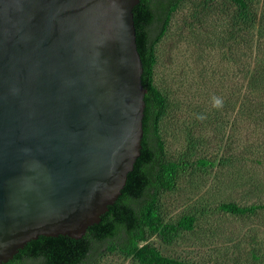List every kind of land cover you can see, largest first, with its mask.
Segmentation results:
<instances>
[{
    "label": "water",
    "instance_id": "obj_1",
    "mask_svg": "<svg viewBox=\"0 0 264 264\" xmlns=\"http://www.w3.org/2000/svg\"><path fill=\"white\" fill-rule=\"evenodd\" d=\"M139 0H0V264L80 239L140 155Z\"/></svg>",
    "mask_w": 264,
    "mask_h": 264
},
{
    "label": "rangeland",
    "instance_id": "obj_2",
    "mask_svg": "<svg viewBox=\"0 0 264 264\" xmlns=\"http://www.w3.org/2000/svg\"><path fill=\"white\" fill-rule=\"evenodd\" d=\"M246 2L248 15L242 20L228 0H184L155 47L154 84L170 104L160 125L168 157L190 149L191 159L215 164L207 172L188 169L160 195L165 222L195 216L193 229L171 242L149 238L166 257L199 264H264V209L243 216L218 210L221 203L264 205V160L258 164L252 155L264 150V115L251 112L248 93L256 67L259 74V68L264 70V0ZM214 97L222 100L220 106H214ZM221 157H229L224 165ZM93 264L138 263L103 252Z\"/></svg>",
    "mask_w": 264,
    "mask_h": 264
},
{
    "label": "trees",
    "instance_id": "obj_3",
    "mask_svg": "<svg viewBox=\"0 0 264 264\" xmlns=\"http://www.w3.org/2000/svg\"><path fill=\"white\" fill-rule=\"evenodd\" d=\"M182 1L139 0L132 10L136 46L143 67L141 83L145 89V108L140 155L133 170L128 173L119 197L113 205L108 206L99 223L88 227L80 239L61 235L39 236L2 264H93L103 252H116L123 257H131L138 264H199L163 256L148 242L153 235L159 236L164 242H171L179 233L193 229L194 215L185 214L174 221L165 222L158 204L159 197L171 191L188 169L207 172L215 165L206 158L191 159L190 149L181 157L169 158L160 133L161 122L170 104L166 94L154 84L155 47L165 34L171 14ZM228 1L236 7L238 18L245 19L248 15L246 0ZM256 50L262 52L259 45ZM254 61L258 65L259 57L256 54ZM254 71L257 75L251 77L249 83L248 93L253 99L249 109L263 116L264 98L261 94H264V82L261 87L257 81H264V70L259 68V74L256 67ZM243 106L244 102H240V111ZM190 140L193 143V139ZM252 155L258 164L264 160V150L259 152L257 149ZM228 158L221 157L218 162L224 165ZM258 209H264V205H218V210L235 216L253 214Z\"/></svg>",
    "mask_w": 264,
    "mask_h": 264
},
{
    "label": "clouds",
    "instance_id": "obj_4",
    "mask_svg": "<svg viewBox=\"0 0 264 264\" xmlns=\"http://www.w3.org/2000/svg\"><path fill=\"white\" fill-rule=\"evenodd\" d=\"M213 104H214V106L218 107L222 104V100L218 97H214L213 98Z\"/></svg>",
    "mask_w": 264,
    "mask_h": 264
}]
</instances>
